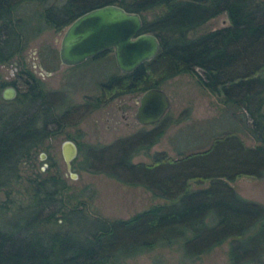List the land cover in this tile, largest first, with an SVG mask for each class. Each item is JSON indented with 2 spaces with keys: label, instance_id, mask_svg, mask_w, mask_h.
<instances>
[{
  "label": "trees",
  "instance_id": "1",
  "mask_svg": "<svg viewBox=\"0 0 264 264\" xmlns=\"http://www.w3.org/2000/svg\"><path fill=\"white\" fill-rule=\"evenodd\" d=\"M45 1L0 0V64L21 61L28 41L44 29L69 25L103 4L139 12L142 31L153 32L161 46L132 72L110 75L84 104L63 110L55 102L50 105L55 94L44 90L32 71H25V88L14 99L24 105L19 113L5 111L8 101L0 94V188L18 177L22 162L35 161L45 140L74 126L78 117L117 96L160 87L182 73L197 76L204 89L237 111L242 127L218 132L205 149L175 158L159 151L149 162L132 159L149 155L159 142L169 125L165 116L150 129L80 148L84 170L144 186L164 200L128 218H95L96 228L80 240L69 232H38L36 223L50 222L57 212L64 215L66 202L64 180L57 174L41 177L37 170L30 181L32 210L24 211L12 230L0 226V264H127L128 258L174 245L192 264L226 241L230 264H264V205L241 196L233 185L242 176L264 174V0H67L28 18L16 15L25 2ZM223 12L228 25L188 36ZM240 133L255 143L246 144ZM45 209L49 213L42 218Z\"/></svg>",
  "mask_w": 264,
  "mask_h": 264
},
{
  "label": "rangeland",
  "instance_id": "2",
  "mask_svg": "<svg viewBox=\"0 0 264 264\" xmlns=\"http://www.w3.org/2000/svg\"><path fill=\"white\" fill-rule=\"evenodd\" d=\"M66 1L46 0L44 4L25 2L18 7L16 15L28 18L34 11H44L48 7L58 8L67 3ZM228 24L229 19L223 12L191 31L188 36L192 38ZM67 26L44 29L38 36L28 41L22 52L21 61L15 64L16 61L13 59L0 64V83L14 81L18 91L22 93L21 90L25 88L23 85L25 71L30 70L38 80H41L44 90L50 95L55 94L49 99L50 105L55 102L61 105L62 110L69 106L84 104L88 97L98 94L100 83L106 82L110 75L121 72L115 64L113 52H105L103 56L80 65L72 67L64 65L60 60L59 50ZM160 87L170 97V109L165 115L169 125L159 142L149 149V155L144 153L136 155L132 159L134 162H149L153 153L159 151H165L170 157L175 158L181 153L205 149L218 132L229 130L233 126L242 127L240 115L238 114V119L234 113L237 111H230L220 97L204 89L195 75L182 73L164 81ZM1 90L2 88L0 92ZM141 93L117 96L106 105L78 117V123L74 126H65L62 131L45 140L43 150L35 154V161L22 162L18 177L7 187L0 188V226L12 230L23 212L32 210L29 208L34 203L30 181L39 169L41 177L57 174L64 180L65 190L62 196L66 207L63 209L64 215L63 212H57L50 222L36 223L38 232H69L73 238L80 240L96 228L98 224L94 221L95 218L107 220L128 218L155 203L164 202L161 197L154 196L144 186H130L104 173L86 171L81 166L83 155L79 152L80 148H86L89 144H108L141 129L152 128V124L142 125L135 120ZM3 104L7 112L19 113L24 108L22 103L15 100ZM123 112L126 113V118L122 117ZM184 112H187V115L181 119L180 116ZM240 135L246 144L255 143L252 137H247L243 133ZM65 139L74 140L79 147L77 157L72 162L71 171L74 176H71L67 169L61 152V144ZM41 153H44L43 159L40 157ZM233 185L241 196L264 205V174L253 179L242 176L234 180ZM47 213L49 212L45 209L40 216L44 218ZM228 247L229 242H223L192 264H230ZM125 263L188 264L176 245L157 247L145 254L128 258Z\"/></svg>",
  "mask_w": 264,
  "mask_h": 264
},
{
  "label": "water",
  "instance_id": "3",
  "mask_svg": "<svg viewBox=\"0 0 264 264\" xmlns=\"http://www.w3.org/2000/svg\"><path fill=\"white\" fill-rule=\"evenodd\" d=\"M139 12H131L118 4L84 11L74 18L65 29L60 41L59 57L66 66L80 65L104 51H112L115 64L124 72H132L140 64L156 56L161 42L153 32H143ZM4 100L13 99L18 92L12 85L1 90ZM135 120L142 125L156 124L170 109V97L162 87H151L139 96ZM62 145V156L67 169L72 173V162L79 147L70 139ZM42 159L44 153L40 154Z\"/></svg>",
  "mask_w": 264,
  "mask_h": 264
},
{
  "label": "flooded vegetation",
  "instance_id": "4",
  "mask_svg": "<svg viewBox=\"0 0 264 264\" xmlns=\"http://www.w3.org/2000/svg\"><path fill=\"white\" fill-rule=\"evenodd\" d=\"M15 64L17 63V62H14ZM73 66V65H72ZM72 66H70V67H72ZM75 66V65H74ZM7 85H12V86H14L15 88H16V90H17V92L19 93V91H18V87H17V85H16V83L14 82V81H9V82H7L3 87H2V89L4 88V87H7ZM17 96H18V94H17ZM16 96V97H17ZM15 97V98H16ZM15 98H13V99H7L6 101H12V100H14ZM122 117L123 118H126L127 117V115H126V113L125 112H123L122 113Z\"/></svg>",
  "mask_w": 264,
  "mask_h": 264
}]
</instances>
